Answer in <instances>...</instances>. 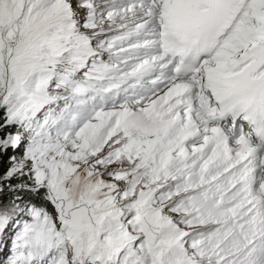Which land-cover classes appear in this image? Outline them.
Segmentation results:
<instances>
[{"label":"snow or ice","instance_id":"snow-or-ice-1","mask_svg":"<svg viewBox=\"0 0 264 264\" xmlns=\"http://www.w3.org/2000/svg\"><path fill=\"white\" fill-rule=\"evenodd\" d=\"M0 264H264V0H0Z\"/></svg>","mask_w":264,"mask_h":264}]
</instances>
